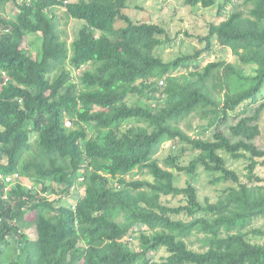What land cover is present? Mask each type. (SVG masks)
Here are the masks:
<instances>
[{"label": "trees", "instance_id": "16d2710c", "mask_svg": "<svg viewBox=\"0 0 264 264\" xmlns=\"http://www.w3.org/2000/svg\"><path fill=\"white\" fill-rule=\"evenodd\" d=\"M244 1L247 13L233 8L196 37L202 48L165 60L159 49L173 39L167 27L132 20L128 0H0V264H264V228L252 226L264 218V184L255 172L264 164L256 143L264 0ZM8 3L16 11L6 16ZM56 6L84 21L70 43ZM214 39L233 59L200 66ZM233 80L250 84L231 91ZM246 101L250 108L228 136L222 126ZM190 116L199 117L194 137L180 126ZM166 141L170 150L182 145L162 163L156 155ZM189 149L198 156L185 165ZM219 150L235 159L249 154L248 183ZM199 165L217 174L212 183L238 186L202 203L193 183L175 184L176 172L194 177ZM135 169L151 178L126 179ZM74 186L80 195L68 199ZM167 196L182 202L170 206ZM193 236L201 249L190 245ZM161 249L167 254L155 260Z\"/></svg>", "mask_w": 264, "mask_h": 264}, {"label": "rangeland", "instance_id": "374dc122", "mask_svg": "<svg viewBox=\"0 0 264 264\" xmlns=\"http://www.w3.org/2000/svg\"><path fill=\"white\" fill-rule=\"evenodd\" d=\"M223 2L224 0H216L217 4L215 6L204 7L202 5H197L193 8L190 5L185 4L183 0H128V7L125 9V13L132 20L140 19L149 20L151 22L163 23L167 27L173 39L172 42L161 47L159 49V52L165 60H173L181 54H192L196 49L202 48L204 46V43H200L199 41H197L196 37L198 35L207 34L209 25L212 22H218L221 19L225 18L233 10V8H240L245 13H247V11L251 7V4L245 2L244 0H231L229 3L226 4L225 8L221 11V14H218L219 4ZM6 7L7 12L14 13V11H16L15 6L11 3H8ZM54 12L59 23L62 38H66L67 42L70 43L72 39L76 36L79 28L84 24V21L81 19L66 16L65 10L62 7L55 8ZM117 24L120 25V22H118ZM175 35H177V37H175ZM25 42L27 43V39L23 41V43ZM38 49L39 44L33 45L34 51ZM219 57H223L227 61L233 59L230 49L219 45L216 39H214L211 51L208 55L203 56L201 64L199 65L204 66L206 63L216 60ZM74 73L75 75H77L80 73V70H76L74 71ZM178 73H185V69L180 70ZM249 84L250 82L245 83L233 80L230 84V89L231 91H235L241 88H245ZM258 98L259 101L264 100V86L258 94ZM135 99H138V96L131 97L129 101H133ZM140 100L145 102L144 99ZM249 106L250 102L246 101L245 103L241 104L236 111L230 113V117L222 126V129L228 136H230L228 126L234 124L238 120L239 112L244 107ZM198 120V116H190L188 119L183 120L180 126L183 129L187 130L190 136L194 137L197 135V131H195V126L197 125ZM259 122L261 134L256 139V143L261 148H264V112L262 113ZM189 123L192 124V128H189ZM204 137H207V135ZM34 138L35 136L32 135L31 140H33ZM173 144L174 143L172 142V145ZM180 145L182 144H178L176 148L170 150L171 143L169 141H166L163 143L162 148L159 150L156 156L163 163V159L166 157V155L168 153H176L175 149H177V147H179ZM183 145L190 147V145L187 143H184ZM185 153H190V155L186 154L181 157L182 163L185 165H187L193 158L192 155L198 156V152L192 151L191 149H189ZM219 154L224 157L226 166L230 169H233L238 174L239 182L248 183V164L250 163L249 154L246 153L247 157L237 159L233 158L230 154L226 153L223 150H219ZM255 172L261 178V180L257 181V183L264 184V164L258 165ZM215 175L217 174H214L210 171H206L202 166L199 165L196 169L194 177H192L186 172H176L175 184L179 187H182L185 186L188 181H190L196 187L199 200L202 203L205 202V198H209L210 201H216L221 191L230 186H238V184L233 181H221L216 184L212 183V179L215 177ZM131 178H151V175L146 169H135L133 172H131V174H128L126 176V179L128 180ZM76 186L72 188V192L68 196V199H70L72 195H76V197L80 195V191ZM49 197L52 198L53 195ZM164 200L167 201V204L170 206L178 205L180 202H182L181 196H177L174 198L167 196L164 198ZM62 201L63 204L71 205V202L67 199H64ZM252 226H262L264 228V218H258L254 220ZM27 233L32 239L36 237V231L34 228H29L27 230ZM134 240H136V238ZM190 243H192L190 244L192 248L201 249V242L197 239L196 236H193L190 239ZM166 254L167 253L165 250H158V252H155L154 254V259L159 261Z\"/></svg>", "mask_w": 264, "mask_h": 264}, {"label": "clouds", "instance_id": "9594fccd", "mask_svg": "<svg viewBox=\"0 0 264 264\" xmlns=\"http://www.w3.org/2000/svg\"><path fill=\"white\" fill-rule=\"evenodd\" d=\"M19 2H20V3H23L24 0H19ZM27 2H28V0H27ZM67 2H68V0H64V4L67 3ZM11 4H13V3H11ZM13 5H14V4H13ZM14 6H15V5H14ZM55 8H60V7H59V6H56ZM55 8H54V9H55ZM62 8H64V10H65V7H64V6H62ZM5 11L7 12V7H6V10H5ZM14 12H15V11H14ZM8 15H11V12H7V13H6V16H8ZM25 43H26V42H25ZM25 43H22V44H21V47H22V48H27V49H28V48L31 47V46H29V44H27V43L25 44ZM4 80L7 81V77H6ZM14 177H16V174H14L13 176H9V177H7L6 180L10 181V180H12Z\"/></svg>", "mask_w": 264, "mask_h": 264}, {"label": "built area", "instance_id": "2783aa9c", "mask_svg": "<svg viewBox=\"0 0 264 264\" xmlns=\"http://www.w3.org/2000/svg\"><path fill=\"white\" fill-rule=\"evenodd\" d=\"M163 81L161 80L160 83H162Z\"/></svg>", "mask_w": 264, "mask_h": 264}]
</instances>
